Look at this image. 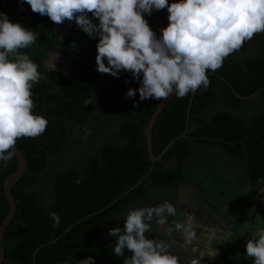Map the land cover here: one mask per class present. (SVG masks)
Here are the masks:
<instances>
[{
    "label": "trees",
    "instance_id": "obj_1",
    "mask_svg": "<svg viewBox=\"0 0 264 264\" xmlns=\"http://www.w3.org/2000/svg\"><path fill=\"white\" fill-rule=\"evenodd\" d=\"M12 2L14 21L33 30L37 37L33 43L37 57L31 60L39 65L38 70L44 78L32 89L33 112L45 116L49 124L41 136L21 137L16 142L28 158L29 168L12 190L17 212L3 241L4 264H35L34 253L40 247L37 264H75L86 259L97 233L118 219L125 209L139 201L150 200L157 192L178 190L181 184L189 181L185 165L194 154L195 146L201 151L219 147L228 156L240 158L255 193L264 189V110L245 117L239 111L246 100L238 97L258 92L253 98L264 105V37L255 54L248 52L246 41L240 50L225 59L220 69L209 70L210 87L196 92L187 137L178 141L154 167L145 130L164 99L141 101L138 91L134 99L128 98L127 90L140 86L131 74L125 70L115 78L97 70L91 72L88 70L89 56L85 65L70 74L50 68L44 62L49 54L47 27L33 21L36 13L30 5L20 0ZM171 2L173 0H169ZM168 16L165 8L154 11L151 16L145 14V19L157 32L168 26ZM68 22L78 29L74 21ZM94 22L99 23L98 20ZM90 40L89 52L95 39ZM192 95L174 97L158 118L153 129L156 155L186 131ZM86 100L90 104L85 107ZM220 103L226 108L215 110ZM97 109L119 121L122 142L102 145L98 153L89 158L82 172L69 168L57 173L53 179V200L48 204L37 189L41 175L49 160L63 155L71 144V127H89ZM172 163L174 165L170 166ZM18 168L15 155L7 166H0V226L9 213L3 183ZM78 179L82 182L76 183ZM113 202L111 207L99 212ZM50 211L61 217L56 228H53ZM57 238H60L58 242L49 244ZM115 243L110 242L93 255L96 264H123L126 257L132 256L127 249L123 257L115 256ZM180 264H183L181 260Z\"/></svg>",
    "mask_w": 264,
    "mask_h": 264
},
{
    "label": "clouds",
    "instance_id": "obj_2",
    "mask_svg": "<svg viewBox=\"0 0 264 264\" xmlns=\"http://www.w3.org/2000/svg\"><path fill=\"white\" fill-rule=\"evenodd\" d=\"M34 13L47 16L56 24L74 21L90 38L98 39L96 70L119 78L127 71L139 83L129 88L126 96L141 101H165L175 94L183 98L210 87L209 70L220 69L227 57L240 50L255 34L264 33V0H20ZM167 8L169 24L162 35L150 27L145 14ZM89 13L92 17H89ZM98 20L99 23L94 22ZM34 31L14 23L0 12V166H7L15 155L18 138H37L49 124L43 115L34 114L32 89L44 77L39 65L27 54L9 58L10 53L35 43ZM72 47H76L73 42ZM107 61V63L105 62ZM142 77V78H141ZM90 103L86 100L85 107ZM77 180L76 183H81ZM177 207L170 201L155 206L130 209L123 229L111 228L108 235L116 238L113 253L123 257V264H180L165 244L149 239L153 222L165 225L174 217ZM53 228L61 217L50 211ZM189 242L195 238L193 224H177ZM258 239L246 242V256L253 264H264V230ZM194 251L203 258L214 259L218 250ZM75 264H96L93 256ZM192 264H201L192 259Z\"/></svg>",
    "mask_w": 264,
    "mask_h": 264
},
{
    "label": "rangeland",
    "instance_id": "obj_3",
    "mask_svg": "<svg viewBox=\"0 0 264 264\" xmlns=\"http://www.w3.org/2000/svg\"><path fill=\"white\" fill-rule=\"evenodd\" d=\"M13 5L12 0H0V12L6 13L10 20L16 23L14 21ZM33 19L36 24L43 23L48 29L47 45L49 54L44 58L45 63L54 58L62 67L66 68L67 66L68 69L73 71L85 65L89 56L88 70L95 72L99 38L93 41L89 52L90 37L81 29L76 30L74 24L66 20L63 24H56L49 17L38 13L33 16ZM156 31L157 36L162 34L161 29ZM263 37L264 33H257L252 40L247 41L250 54L256 53L255 51H257L259 42ZM61 41L62 60L59 57H50V53L55 52L54 44L56 43V46ZM73 42L76 43L75 48L72 47ZM63 44L65 46L62 49ZM23 54H27L30 59L36 58L37 52L34 44L26 49H19L16 53H10L9 58L14 59L16 55ZM66 72H69V70H66ZM225 108V105L220 103L215 110ZM263 110L264 105L258 99L252 98L245 101L244 108L239 111V114L249 117ZM118 125L119 121L116 118L108 116L97 109L89 127H71V144L66 147L63 155L49 160L46 171L41 175L37 185L41 199L48 204L52 202L54 194L53 179L57 173L69 168H75L82 172L89 158L98 153L102 145L121 143ZM173 165L174 163L170 164V166ZM185 170L189 181L187 187L182 189V193L191 192L192 209L201 211L204 213V217L213 216V221L223 226L222 231H225L230 239L223 256L217 257L213 264H253L254 258L246 256V242L249 239H258L257 233L264 230V210L253 205V199L257 194L247 176L243 161L240 158L228 156L219 147H210L201 151L195 146L194 154L186 163ZM180 196L178 190L169 189L155 193L146 202L139 201L131 205L124 210L118 219L103 227L97 233L87 252L90 256H93L100 253L110 242L116 241L115 237L109 236L107 233L111 228L120 227L123 229L126 214L130 209L159 205L165 200L170 201L177 207L176 215L169 217L168 222L163 226L153 222V231L147 232L145 235L149 239H156L158 242L165 244L170 252V249L177 245L175 238L183 233V230L177 229L176 225H187L190 222L192 213L189 210L190 207L187 209L185 206L182 209L178 208ZM196 236L201 237L197 234Z\"/></svg>",
    "mask_w": 264,
    "mask_h": 264
},
{
    "label": "water",
    "instance_id": "obj_4",
    "mask_svg": "<svg viewBox=\"0 0 264 264\" xmlns=\"http://www.w3.org/2000/svg\"><path fill=\"white\" fill-rule=\"evenodd\" d=\"M56 44V43H55ZM54 44V46H55ZM61 44H62V41L61 42H58L57 45L53 48H55V52L54 53H50V57L51 56H54V57H59L61 60H62V57H61ZM52 61V60H51ZM51 61H48V63H45L47 66H49L50 68L56 70V71H59V72H62V73H65V74H70L72 72L71 69H68L67 66L66 68L65 67H58V66H55L53 65V63ZM62 63V62H61ZM66 70H69V72H66ZM258 94L257 93H254L252 94L251 96L249 97H241L238 95V97H240L241 99H244V100H248L250 98H253L255 97L256 95ZM195 94L192 95V99H191V102H190V105H189V114H188V122H187V129L186 131L179 137L173 139L170 143H168V145L164 148V150L162 151L161 154L159 155H156L155 152H154V146H153V129H154V126L158 120V118L160 117V115L163 113V111L166 109V107L170 104V102L173 100V98L175 97V94L173 93L172 95H170L167 100H163L160 105L157 107V109L154 111L151 119L149 120V123H148V126L145 130V134H146V139H147V145H148V152H149V156L151 158V160L153 161V165L154 167L156 166V164L158 162H160L161 160H163V158L165 157V155L168 153V151L174 146L176 145V143L182 139H185L187 137V134H188V131H189V127H190V112H191V109H192V105H193V101H194V98H195ZM15 157L17 158L18 160V163H19V168L18 170H16L15 172H13L12 174L8 175L5 180H4V183H3V187H4V191H5V194H6V198H7V201H8V204H9V213L8 215L6 216V218L4 219L2 225L0 226V264H4L5 260H6V251H5V246L3 244V241H4V238H5V235L7 233V230L10 226V224L12 223L13 219L15 218V215H16V212H17V200L13 194V188L19 183V181L25 176V174L27 173V170L29 168V160L28 158L26 157V155L15 145ZM139 185H137L136 187H138ZM187 186V185H186ZM136 187L132 188L130 191L134 190ZM130 191L126 192L124 195H127ZM257 199H254L253 202H256ZM182 202V201H181ZM115 202L111 203L110 205H108L106 208L102 209L101 211L99 212H103L104 210L108 209L109 207H111ZM189 205L191 206V201H189ZM194 211L195 213L197 212V210L195 211V209H192L191 207V211ZM98 212V213H99ZM97 214V213H96ZM197 214V213H196ZM209 218L213 219L214 217L211 216V215H208ZM198 218V216H197ZM200 221H202L203 223V227L206 226V223L204 220H202L201 218H198ZM214 220V219H213ZM200 223V222H199ZM218 226L216 227H213L215 228L216 230L218 231H222L223 229V226L220 225V224H217ZM200 227V226H199ZM72 228V227H71ZM70 228V229H71ZM197 230H198V234H202L204 235L202 240L200 241H196V242H193V243H197V244H201L203 245V240L206 239V232L200 227H196ZM69 229V230H70ZM68 232V231H67ZM66 232V233H67ZM66 233H64L61 237H63ZM60 240V238H57L55 240H53L52 242H50L49 244H53L55 242H58ZM192 244V243H191ZM190 245V244H188ZM183 246V245H182ZM42 247H40L35 253H34V261H35V264H37V253L38 251L41 249Z\"/></svg>",
    "mask_w": 264,
    "mask_h": 264
},
{
    "label": "flooded vegetation",
    "instance_id": "obj_5",
    "mask_svg": "<svg viewBox=\"0 0 264 264\" xmlns=\"http://www.w3.org/2000/svg\"><path fill=\"white\" fill-rule=\"evenodd\" d=\"M186 185H188V182L181 184L180 187H179V189H178V192L181 195L180 196L179 203H178V206H179L178 208H180V209H182V207H184L185 205H187V203L189 202L188 199L191 198V192L190 191L188 193H185V194L182 193V189L185 188V187H187ZM185 202H187V203H185ZM196 213H197L198 218H201L202 220L205 221L206 226L204 227V229L207 228V227L209 228V227H213V226L214 227L218 226L217 225L218 223H215L213 221V219L209 218L208 216H205L204 217V213H202L201 211L197 210ZM215 235H216L215 236L216 239L214 238L215 239V242L213 244L214 245L213 248L216 249V250H218V254L216 255V257L214 259L209 258L207 255H205L203 258H201L200 257V253L194 251V249H197L199 251H209V250H212V244H211V246L208 247L207 245H204V244L201 245V244H197V243H192L190 245H187V244H178L177 243L176 246H174L173 248L170 249V253H173L174 255H177L178 257H180L181 258L180 260H181V262L183 264H192V259H200L201 260V264H212V263L215 262V260L217 259V257L223 256V254H224V252H225V250L227 248V245L230 242L229 241L230 239H229L227 233H225V231H222V232L219 231ZM221 235H223V236H221Z\"/></svg>",
    "mask_w": 264,
    "mask_h": 264
},
{
    "label": "bare ground",
    "instance_id": "obj_6",
    "mask_svg": "<svg viewBox=\"0 0 264 264\" xmlns=\"http://www.w3.org/2000/svg\"><path fill=\"white\" fill-rule=\"evenodd\" d=\"M54 57V56H53ZM56 61V62H54ZM53 63V65L55 66H58V67H61V65L59 64V62L53 58V60L51 61ZM189 201H191V198L188 199ZM257 206L260 207L261 209H264V189L259 193L258 195V203H257ZM186 209L187 207L191 210V206L189 205V202L187 203V205H185ZM201 209V208H200ZM204 211V210H203ZM190 221L192 222L193 224V231H195V233L197 235H201V237L199 236H195V238L191 239V242H189L188 238H186V236L184 235V233L182 234H179L178 237L175 238V242L178 243V244H191L193 242H196V241H200L202 240L203 236L202 234H198V230L196 227L198 228H202L205 232H206V236H208L205 240H203V244L204 245H207L208 247L211 246L212 244V247L214 246V242H215V232L218 233V230L214 229L212 227H207L204 229L203 227V223L202 221H200L198 218H197V214H195V212H193L192 210V213H191V217H190ZM200 222V223H199ZM200 226V227H199ZM215 231V232H214ZM220 236V235H219ZM223 236V235H221ZM215 238V239H214ZM227 238V237H226ZM218 240V239H217ZM222 244V243H221ZM225 244V243H224ZM226 245V244H225Z\"/></svg>",
    "mask_w": 264,
    "mask_h": 264
},
{
    "label": "crops",
    "instance_id": "obj_7",
    "mask_svg": "<svg viewBox=\"0 0 264 264\" xmlns=\"http://www.w3.org/2000/svg\"><path fill=\"white\" fill-rule=\"evenodd\" d=\"M259 193H260V192H259ZM259 193L255 196L254 199H257V198H258ZM254 199H253V201H254ZM257 203H258V200H256V202H253V205H254L255 207H258V206H257ZM259 208H260V207H259ZM262 210H264V209H262ZM220 232H221V231H220Z\"/></svg>",
    "mask_w": 264,
    "mask_h": 264
}]
</instances>
